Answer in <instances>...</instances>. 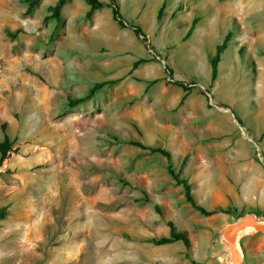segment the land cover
<instances>
[{
    "label": "rangeland",
    "instance_id": "1",
    "mask_svg": "<svg viewBox=\"0 0 264 264\" xmlns=\"http://www.w3.org/2000/svg\"><path fill=\"white\" fill-rule=\"evenodd\" d=\"M56 1L0 0V142H11L0 264H108L100 252L114 264L190 263L182 242L151 241L169 221L199 253L208 242L231 256L222 229L251 212L264 221V0H120L154 49L112 18L124 37L96 53L54 16ZM166 64L191 87L170 82ZM99 81L109 83L69 102ZM169 163L200 205L222 209L194 208ZM238 247L241 264H264V233L244 231Z\"/></svg>",
    "mask_w": 264,
    "mask_h": 264
},
{
    "label": "trees",
    "instance_id": "2",
    "mask_svg": "<svg viewBox=\"0 0 264 264\" xmlns=\"http://www.w3.org/2000/svg\"><path fill=\"white\" fill-rule=\"evenodd\" d=\"M67 1H69V0H57L55 5L50 6V10L53 11L54 16H56L57 18L62 17V13H61L62 7L64 6V4ZM86 1L91 5V9L87 13L88 17L91 16L92 12L95 9L101 8L104 5L108 4L102 0H86ZM109 5L112 7L114 19L118 21L120 26L129 27V28L133 29L136 36L139 37L143 41L146 48L153 50L154 47L150 43L149 36L144 31V29L140 25H138L134 22H130L124 17V15L121 11L120 1L119 0H110ZM163 8H164V6H162V8L159 12V17H161V15H162ZM195 23H196V19L193 20L190 28L187 31L188 36L192 33V31L195 27ZM229 39H230V37L227 35L225 37V39L223 40V42L216 47V53L211 58L212 79H215L218 75L220 54L227 47ZM138 63H139V61L135 62V65L137 66ZM165 70H166L168 77L170 78V82H172L173 84L180 86V87H183L184 89H189L191 87L187 82H185L183 80H177L173 77V70L169 64L165 65ZM108 83H109V81L96 82V83H94V85L92 87H90V89L88 90V92L85 95L77 97L75 99L68 98V100L72 105L81 104V103L85 102L86 100L92 98L100 89H102ZM207 92H209V91H207ZM222 106L230 107L229 105H226V104H222ZM128 142L133 144V145L140 146L144 149H148L152 153H161V154L167 156L168 159H171L172 153L169 150H167L161 146L148 145V144H145L144 142H142L141 140H137V139L129 140ZM10 149H11V142L9 140V137L6 135L4 141L0 142V166L2 165L5 158L8 156V152L10 151ZM168 169H169V172L172 174V176L174 178H176L177 181H179L180 183H182L184 185L186 199L188 202H190V204L194 208L198 209L200 212H202L205 215L215 214L222 209L221 206H218L215 209H206L205 207L200 205L196 201L195 197L192 195L191 186L188 183V181L186 179H181L179 177V175L173 170L171 163L168 164ZM251 213L257 214L256 212H251ZM7 214H8V208L5 206L1 207L0 208V219L5 218ZM258 217L260 219H262L261 217H263V215H258ZM168 224L170 226L169 235H163L161 237H155V238H152L151 241L155 244H167V243L174 242V241H181L184 244V246L187 248V250H189L191 245H192V241H191V238L189 236V233L185 230H179L172 221H169Z\"/></svg>",
    "mask_w": 264,
    "mask_h": 264
},
{
    "label": "crops",
    "instance_id": "3",
    "mask_svg": "<svg viewBox=\"0 0 264 264\" xmlns=\"http://www.w3.org/2000/svg\"><path fill=\"white\" fill-rule=\"evenodd\" d=\"M102 1L108 4L95 9L90 17L87 16V13L91 9V5L87 1L86 4L83 0H69L64 4L61 11L63 23L66 27L68 26L67 30L78 33L79 47L91 49L95 53L98 49L110 45L112 41L119 42L124 37L123 34H120V29H117L113 21L115 19L113 17L112 7L109 5L110 0ZM115 21L118 23L117 20ZM118 25L120 26L119 23ZM261 196L259 201L262 205L259 208L264 210V189L261 191ZM175 242L181 241H174L167 244ZM185 251H187L186 247ZM188 251L190 252L191 262H183L180 264H229L231 259L230 254L225 252L223 246L217 250L215 247L210 246L208 242L201 253L193 245H191ZM193 260H196V263Z\"/></svg>",
    "mask_w": 264,
    "mask_h": 264
},
{
    "label": "water",
    "instance_id": "4",
    "mask_svg": "<svg viewBox=\"0 0 264 264\" xmlns=\"http://www.w3.org/2000/svg\"><path fill=\"white\" fill-rule=\"evenodd\" d=\"M247 228H252L256 232L264 233V221L260 220L255 214H248L234 222L228 223L222 229V235L231 252L229 264H241L245 257L244 252L238 249L240 234Z\"/></svg>",
    "mask_w": 264,
    "mask_h": 264
},
{
    "label": "bare ground",
    "instance_id": "5",
    "mask_svg": "<svg viewBox=\"0 0 264 264\" xmlns=\"http://www.w3.org/2000/svg\"><path fill=\"white\" fill-rule=\"evenodd\" d=\"M255 1V0H254ZM254 1H252V5L253 6H255V5H257V3H254ZM238 3V2H237ZM234 4V3H233ZM243 6V1L241 2L240 1V4H236V8L237 9H239V8H241ZM72 185V184H71ZM72 193V192H71ZM71 196V195H70ZM249 229H252V228H247L246 230H249ZM245 230V231H246ZM243 233V232H242ZM241 235V234H240ZM238 249H239V247H238ZM240 250V249H239ZM241 251V250H240ZM93 255V254H92ZM94 256H95V261H98V262H103V263H108V264H114L113 262H112V260L114 259V257L113 256H111V257H107V255H106V253L105 252H100V253H98V254H94ZM94 258V257H93ZM97 264V263H96Z\"/></svg>",
    "mask_w": 264,
    "mask_h": 264
}]
</instances>
